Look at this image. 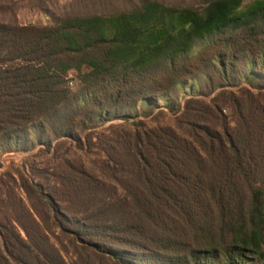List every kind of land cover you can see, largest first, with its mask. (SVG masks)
I'll list each match as a JSON object with an SVG mask.
<instances>
[{
  "label": "trees",
  "instance_id": "1",
  "mask_svg": "<svg viewBox=\"0 0 264 264\" xmlns=\"http://www.w3.org/2000/svg\"><path fill=\"white\" fill-rule=\"evenodd\" d=\"M197 74L209 92L159 105ZM165 109L173 126L147 124ZM64 143L99 151V175L60 176L83 201L84 230L68 229L55 189L30 188L77 241L124 244L144 264H264V0L202 11L146 1L49 26L0 23V154ZM2 220L0 264H45L30 233L19 225L24 241Z\"/></svg>",
  "mask_w": 264,
  "mask_h": 264
},
{
  "label": "rangeland",
  "instance_id": "2",
  "mask_svg": "<svg viewBox=\"0 0 264 264\" xmlns=\"http://www.w3.org/2000/svg\"><path fill=\"white\" fill-rule=\"evenodd\" d=\"M146 1L158 2L177 9L202 11L215 0H0V23L49 26L66 18L110 16L130 12L139 9ZM242 67L243 64H238L236 69L241 70ZM197 77V82H187L185 87L175 88L166 99L159 102V105L165 106L166 103L183 105L187 95L196 92L198 88L209 92L210 86L205 88L207 81L199 74ZM216 83L218 82L215 81ZM213 96L214 94L207 100ZM134 110L133 107L129 111L133 113ZM149 120L147 124L153 127L156 124L169 126L175 124V116L166 109L164 116L152 117L153 123L148 122ZM101 129L104 128L97 131ZM47 133L51 137L49 129ZM78 133L80 134L79 131ZM80 138L82 139V136ZM34 141V138L30 139V143H35ZM39 149L41 146L29 144L28 151L0 154V223L4 222L2 217L14 219L20 237L25 241V233L19 225L24 227L31 235L28 239L30 243L39 244L45 253V264H119L99 248L121 251L125 259L135 264H144V252L140 250L110 240L95 239L93 241L100 245L97 249L77 241L73 234L61 231L52 221L44 200L30 188V184H40L43 186L44 194H49V190L55 189L59 206L70 221L68 229L83 231L81 228L84 220L83 201L74 195L71 186L60 176L73 175L76 173L74 169L80 168L87 172L94 171L99 175L95 166L100 158L97 155L99 151L84 154L70 143H64L47 153H41ZM6 174L13 180L8 176L1 178ZM84 224L90 232L95 233L91 221Z\"/></svg>",
  "mask_w": 264,
  "mask_h": 264
}]
</instances>
